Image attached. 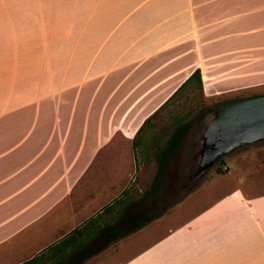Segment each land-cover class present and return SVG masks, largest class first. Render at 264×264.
Segmentation results:
<instances>
[{
    "label": "crops",
    "instance_id": "1",
    "mask_svg": "<svg viewBox=\"0 0 264 264\" xmlns=\"http://www.w3.org/2000/svg\"><path fill=\"white\" fill-rule=\"evenodd\" d=\"M196 70L204 101L264 94V0H0V264H264V189L235 160L240 183L179 222H98Z\"/></svg>",
    "mask_w": 264,
    "mask_h": 264
},
{
    "label": "rangeland",
    "instance_id": "2",
    "mask_svg": "<svg viewBox=\"0 0 264 264\" xmlns=\"http://www.w3.org/2000/svg\"><path fill=\"white\" fill-rule=\"evenodd\" d=\"M190 88L173 98L152 118L150 125H153V128L144 138L145 144L134 148L136 177L122 197L114 201L112 211L99 216V223L102 220L110 224L109 227H113L116 224L128 222L129 228H132L139 223L156 221L158 217L165 214H167V222H179L202 209L223 191L240 183L242 178H238L234 171L232 160H235L237 166L239 165L241 170L238 173L242 174L247 181L245 186L248 184L247 187L253 190L264 189V143L242 147L220 159L203 178L192 179V161L189 157L195 148V138L201 118L216 108L220 101H204L194 85ZM254 95L257 94L244 93L236 99ZM175 115L189 116L184 122L191 123V127L186 133L182 146L165 165L160 185L155 187L153 180L157 167L155 163H151L154 160L150 151L153 152L155 148L165 145L173 130L171 121ZM144 148L148 150V156ZM226 165L229 166V171ZM105 228L103 227L99 238L121 237V233L108 237L109 231ZM125 233L127 232L122 231V235ZM128 233L133 235L136 232ZM137 247L138 245L130 247L125 254L131 253ZM97 250L101 251L99 254H103V259L109 258L110 255L114 256L118 252L115 245L108 248L98 247Z\"/></svg>",
    "mask_w": 264,
    "mask_h": 264
},
{
    "label": "water",
    "instance_id": "3",
    "mask_svg": "<svg viewBox=\"0 0 264 264\" xmlns=\"http://www.w3.org/2000/svg\"><path fill=\"white\" fill-rule=\"evenodd\" d=\"M264 143V94L225 102L202 118L189 159L192 179L203 178L223 157Z\"/></svg>",
    "mask_w": 264,
    "mask_h": 264
},
{
    "label": "trees",
    "instance_id": "4",
    "mask_svg": "<svg viewBox=\"0 0 264 264\" xmlns=\"http://www.w3.org/2000/svg\"><path fill=\"white\" fill-rule=\"evenodd\" d=\"M192 85H194L195 89L203 97L202 81H201V77H200V72L198 70H196L180 86V88L173 94V96L154 114V116L164 106H166L173 98H175L177 95H179L181 92L188 90V89H191L190 87H192ZM245 98H248V97H245ZM240 99H243V98H239L236 100H240ZM223 103H225V102H223ZM220 104H222V102L218 103L216 106H219ZM188 117L189 116H183V117L178 116V115L173 116L172 121H171L172 122L171 126L173 127V130L171 131L167 141L165 142V145L160 147V148H155V150L153 152L150 151L152 153L153 160L156 163V167H157L156 176L153 180V184L155 187H158L160 185V180H161V177L164 173V168H165L166 163L174 156V154L182 146V143H183V140L186 136V133L188 132V130L191 127V123L184 122L185 119H187ZM152 118L148 119L145 122L144 126L147 125ZM136 144H137V142L135 143V145ZM144 152L146 154H148V150H146L145 148H144ZM221 164H223V163L221 162ZM80 236H81V229H76L65 240H67V242H71L72 240L77 239ZM67 247H69V246H66L65 248H67ZM76 247H78V246H76ZM50 253L53 255H57L58 253L61 254V251L54 247V248H50ZM22 264H47V263L44 260L43 256L40 255V256L34 257L33 259H31L27 262L22 263Z\"/></svg>",
    "mask_w": 264,
    "mask_h": 264
}]
</instances>
